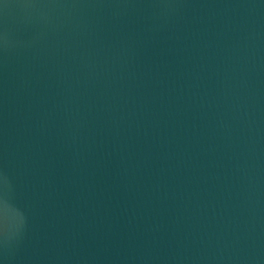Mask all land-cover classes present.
Returning a JSON list of instances; mask_svg holds the SVG:
<instances>
[{
    "label": "water",
    "instance_id": "1",
    "mask_svg": "<svg viewBox=\"0 0 264 264\" xmlns=\"http://www.w3.org/2000/svg\"><path fill=\"white\" fill-rule=\"evenodd\" d=\"M0 264H264V0H0Z\"/></svg>",
    "mask_w": 264,
    "mask_h": 264
}]
</instances>
